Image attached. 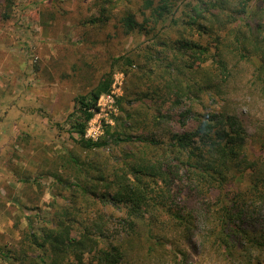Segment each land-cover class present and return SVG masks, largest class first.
<instances>
[{
  "label": "trees",
  "instance_id": "obj_1",
  "mask_svg": "<svg viewBox=\"0 0 264 264\" xmlns=\"http://www.w3.org/2000/svg\"><path fill=\"white\" fill-rule=\"evenodd\" d=\"M15 1L0 0V19ZM91 6L99 29L145 42L115 59L133 70L102 136L87 128L114 69L75 96L67 122L78 151L52 172L71 202L35 227L24 201L26 224L19 241H0L1 264H189L188 247L217 264H264V0Z\"/></svg>",
  "mask_w": 264,
  "mask_h": 264
},
{
  "label": "rangeland",
  "instance_id": "obj_2",
  "mask_svg": "<svg viewBox=\"0 0 264 264\" xmlns=\"http://www.w3.org/2000/svg\"><path fill=\"white\" fill-rule=\"evenodd\" d=\"M95 13L91 0H16L10 16L0 19L2 243L19 241V228L26 224L24 201L35 206L31 212H38L35 227L50 218L58 205L71 202L70 191L57 186L52 176L57 156L78 151L67 115L74 109L75 96L89 91L111 67L112 90L100 97L101 108L88 132L98 138L107 125L116 124L118 98L125 95L133 69L128 67L131 73H126L123 58L115 59L124 52L131 54L145 37L114 26L99 29L89 21ZM209 104L218 108L216 102ZM251 114L260 116V107H253ZM26 173L39 177L42 186L37 191L18 178ZM188 249L189 264H217L209 254Z\"/></svg>",
  "mask_w": 264,
  "mask_h": 264
},
{
  "label": "built area",
  "instance_id": "obj_3",
  "mask_svg": "<svg viewBox=\"0 0 264 264\" xmlns=\"http://www.w3.org/2000/svg\"><path fill=\"white\" fill-rule=\"evenodd\" d=\"M99 104H100V103H99ZM91 120H92V119H91ZM91 120H90V121H91ZM89 125H90V122H89ZM89 125H88V128H87V136H91V137H93V138H97V137L91 135L90 132H88V131H89Z\"/></svg>",
  "mask_w": 264,
  "mask_h": 264
}]
</instances>
